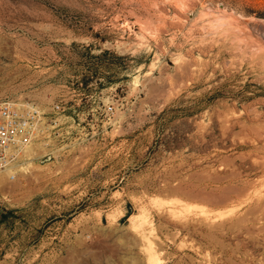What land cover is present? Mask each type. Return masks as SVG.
Here are the masks:
<instances>
[{
    "label": "rangeland",
    "instance_id": "1",
    "mask_svg": "<svg viewBox=\"0 0 264 264\" xmlns=\"http://www.w3.org/2000/svg\"><path fill=\"white\" fill-rule=\"evenodd\" d=\"M263 24L264 0H0V99L61 106L0 170V264H264Z\"/></svg>",
    "mask_w": 264,
    "mask_h": 264
},
{
    "label": "built area",
    "instance_id": "2",
    "mask_svg": "<svg viewBox=\"0 0 264 264\" xmlns=\"http://www.w3.org/2000/svg\"><path fill=\"white\" fill-rule=\"evenodd\" d=\"M60 110L59 103L46 111L31 100L0 99V170L11 169L26 148L47 138L58 125ZM105 111L113 107L107 105Z\"/></svg>",
    "mask_w": 264,
    "mask_h": 264
},
{
    "label": "bare ground",
    "instance_id": "3",
    "mask_svg": "<svg viewBox=\"0 0 264 264\" xmlns=\"http://www.w3.org/2000/svg\"><path fill=\"white\" fill-rule=\"evenodd\" d=\"M212 8V7H211ZM217 9V8H216ZM214 11V10H213ZM223 20V19H222ZM261 27H264V24H263V26H261Z\"/></svg>",
    "mask_w": 264,
    "mask_h": 264
}]
</instances>
